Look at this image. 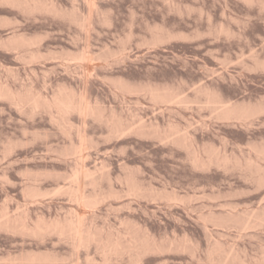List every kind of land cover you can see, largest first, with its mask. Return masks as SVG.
<instances>
[{
    "label": "rangeland",
    "instance_id": "1",
    "mask_svg": "<svg viewBox=\"0 0 264 264\" xmlns=\"http://www.w3.org/2000/svg\"><path fill=\"white\" fill-rule=\"evenodd\" d=\"M88 1L0 0V215L83 216L99 240L75 254L54 231L0 224V264H103L97 243L119 240L133 250L109 264L144 244L141 264H264V0ZM61 92L97 116L62 119ZM78 158L93 174L81 201Z\"/></svg>",
    "mask_w": 264,
    "mask_h": 264
},
{
    "label": "bare ground",
    "instance_id": "2",
    "mask_svg": "<svg viewBox=\"0 0 264 264\" xmlns=\"http://www.w3.org/2000/svg\"><path fill=\"white\" fill-rule=\"evenodd\" d=\"M88 1V0H87ZM90 1V0H89ZM88 1V2H89ZM21 2V1H20ZM29 3V2H28ZM32 8V7H31ZM85 54L84 53H81L78 57H77V59L78 60H83L84 58H85V56H84ZM85 60V59H84ZM63 92H61V94H62ZM150 93L156 98V99H158L159 101H161V102H166V103H173V102H177V103H179L180 101L182 102V100L179 98V95H177V94H173V93H169V92H161V90H158V89H150ZM64 94V93H63ZM63 94L61 95V97H59V95H57L56 97H55V100H53L54 102H53V104L51 103V104H49V106H51V107H53V106H55L54 108H56L57 110H58V113H59V115L61 116V115H63V117H62V119L65 117V115H67L68 113L70 114V112H77V113H79V115L81 116H85V115H87V114H89V115H92L91 114V112L93 113V115H95L96 114V110H94V109H92V106H91V109H90V106H88L89 105V103H87L86 104V101H85V99L84 98H81V97H79V98H81L79 101L78 100H75L76 98H72V96L70 95V97L67 95V94H65L64 96H63ZM7 95V93L6 92H4L3 91V88H1L0 89V97L1 96H6ZM15 96V95H14ZM84 97V96H83ZM78 98V99H79ZM32 99H33V101H32ZM36 99V98H35ZM34 98H31L30 99V102H32L31 104H33L34 106H35V108H38V102L36 101V100H38V99H36L35 100ZM84 99V100H83ZM15 102H16V104L17 105H20L21 104V101L20 100H18V98H15ZM88 102V101H87ZM49 103V102H48ZM26 104V103H25ZM53 105V106H52ZM220 105H222V104H220ZM221 110H222V113L224 114V115H227V116H230L231 114H232V112H233V109L231 108V106H226V105H222L221 106ZM18 109V108H17ZM92 110H94L95 111V113H94V111H92ZM95 116H97V115H95ZM241 116H244V117H246V116H249V114H247V113H243ZM103 118V117H102ZM59 121V120H58ZM111 129V128H110ZM123 131L124 129H117L116 130V132L118 133V131ZM130 129H128V131H129ZM126 131V130H125ZM125 131H124V133H125ZM80 133V132H79ZM81 134H82V132H81ZM118 134H121V133H118ZM123 134V133H122ZM79 139L81 140L80 141V145L78 146V145H74L73 146V148H72V154L74 155V156H78V157H80V155L82 154L81 152V147H82V144H83V142H82V139H81V135L79 134ZM181 138H182V136H180ZM180 137L179 138H177V141H180V142H178V143H183L184 142V138L183 139H180ZM82 138H84V137H82ZM83 140H85V139H83ZM182 140V141H181ZM194 154V153H193ZM83 156V155H82ZM83 158L84 157H82V160H83ZM85 159V158H84ZM79 160V162L77 163V165H76V168L75 169H73L74 171H73V174H72V179H73V181L76 183V187L75 186H73V188L71 187L70 189H69V192L71 193V195L73 196V198H75L77 201H81V200H83L84 199V196H83V194H82V191L80 190V188H78L77 187V185H79L80 184V181H81V178L82 177H84V178H91L92 176L91 175H93L92 173H85V171L83 170L84 169V167H81V165L79 164L81 161V158H78L77 159V161ZM84 162V161H83ZM195 162H198V158H195ZM82 165H84V163L82 164ZM83 179V178H82ZM79 182V184H77ZM82 183V182H81ZM79 187H80V185H79ZM67 190V189H66ZM134 193V192H139V188H137V187H132L131 188V193ZM135 194V193H134ZM98 200L97 199H95V198H89L88 199V204H89V206H95L96 204H98ZM75 215H77V214H75ZM19 216V215H18ZM23 216V215H22ZM73 217H75V216H73ZM72 217V218H73ZM13 217H10L7 213H2L1 215H0V224H1V226H3L4 228H12V230H14V228H15V230H17V231H19V230H21V231H23L24 233H27V231L28 232H31L32 233V231H33V229L36 231V233H35V231H33V233H35V234H37L38 232L37 231H39L40 233L41 232H43L44 233V231L46 232V231H48V232H53L54 231V233H56V234H58L59 236H60V238H68V239H70L71 240V242H72V246H73V248H74V252H75V254H77L78 253V250L80 249V248H85V247H89L90 245H92V244H94V242L96 243V242H98V240L99 239H97V238H99L98 236H96L97 235V233L95 234L94 232L95 231H93V229H92V227H87V226H84V221L82 220V218H83V216H76L75 217V219H72V218H70L71 220H66L63 224H62V222L61 221H56V223H53V225H48V226H45L44 225V223H42L43 225H41L39 222H38V224H36L35 225V228H28L29 226L27 225V224H25L26 222H25V220H23V221H21L22 222V224H21V222H20V220H19V218H16L15 217V219H16V221L14 222V220L15 219H12ZM263 218V217H262ZM17 219L19 220L18 222L21 224V225H19V223H17ZM21 220H22V218H20ZM260 220H261V216L259 215V213L257 212V211H254V212H252L251 213V216H250V219L249 220H247L245 223H244V225H243V227H250V226H255V225H257V224H259V222H260ZM83 221V222H82ZM24 222V223H23ZM41 222V221H40ZM67 222V223H66ZM16 225H15V224ZM66 223V224H65ZM17 224L19 225V226H17ZM15 226V227H14ZM32 230V231H31ZM62 236V237H61ZM118 241V240H117ZM120 241V240H119ZM119 241L118 242H115L114 241V243L112 242V243H106L107 245H104L103 246V243H101L100 241H99V243H97V246H99V247H101L102 249V253H103V255H104V257H105V262L103 263V264H109V257H110V255L112 256V255H114V254H120L119 252H122V251H126L127 252V250H128V252L129 253H131V251L133 250V248H132V246H129V247H123V245L121 244V242L119 243ZM105 244V243H104ZM145 245V246H144ZM144 245H142L141 247V249L140 248H138V249H140V251H138V249H136L137 247V245L134 247L135 249H134V251L132 252L133 253V257H132V259H133V261L134 262H132V264H141L140 263V261H141V256L142 255H144V254H146V253H149L150 252V249H149V247L146 245V244H144ZM98 247V248H99ZM129 248H130V251H129ZM100 249V248H99ZM132 249V250H131ZM147 251H149V252H147ZM126 252H123V253H126ZM134 252H135V254H134ZM146 252V253H145ZM135 256V257H134ZM108 259V260H107ZM22 262H23V260H22ZM32 262H35L34 260L32 261ZM26 263V262H25ZM74 264H78V263H74ZM220 264H229V263H227V262H225V263H220ZM231 264V263H230Z\"/></svg>",
    "mask_w": 264,
    "mask_h": 264
}]
</instances>
